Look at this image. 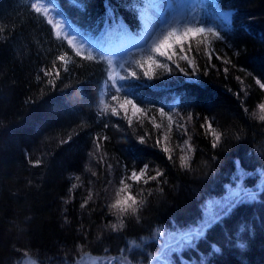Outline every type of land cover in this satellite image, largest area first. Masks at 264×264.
<instances>
[{
  "label": "trees",
  "instance_id": "obj_1",
  "mask_svg": "<svg viewBox=\"0 0 264 264\" xmlns=\"http://www.w3.org/2000/svg\"><path fill=\"white\" fill-rule=\"evenodd\" d=\"M248 2L249 17L233 18L231 30L245 37L238 35L240 54L229 66L208 73L185 68L172 86L152 82L154 75L134 80L128 98L141 111L128 116L118 108V115L101 112L104 60L76 55L47 16L31 7L33 0H0V264L27 258L74 264L83 254L122 252L140 263L138 251L165 248L154 241L163 239L159 232L201 227L205 234L177 253L176 264H264V182L250 177L264 170V88L256 81L264 83V0ZM56 3L90 38L110 21L117 32L141 35L143 0ZM65 53L66 65L57 59ZM49 69L52 75L45 76ZM144 70L135 71L142 76ZM172 91L180 98H171ZM113 93L106 96L109 104ZM213 132L220 135L216 147ZM186 135L193 157L182 166L165 149ZM104 154L118 167L148 165L156 177L135 181L127 173L124 183L139 200L135 213L114 216L115 178H121L107 169ZM238 185L256 190V199L232 204L207 223L203 205ZM187 216L193 222L184 224ZM143 241L146 249L136 247Z\"/></svg>",
  "mask_w": 264,
  "mask_h": 264
},
{
  "label": "rangeland",
  "instance_id": "obj_2",
  "mask_svg": "<svg viewBox=\"0 0 264 264\" xmlns=\"http://www.w3.org/2000/svg\"><path fill=\"white\" fill-rule=\"evenodd\" d=\"M34 3L37 0H33ZM144 5L139 7V12L141 15V37L137 40L129 41L125 36L121 35L118 43L115 44H105L104 46H100L99 43L82 34V32L78 31L76 28L72 26V24L60 13L57 15V3L54 5H49L44 3V0H40L41 3L44 4V7L48 9L47 14L42 10L41 12L47 16L49 20L52 21V25L55 28L56 34L59 33V37H62L66 40L73 39V44L76 48H79L82 55H86L89 48L92 46H98L103 48L105 51L103 55L105 59H112L114 63H124L128 61L130 63L126 64V67H130L131 70H137V66L135 61L140 60L141 63H144L143 57L146 55V49L150 47L152 41L146 40L145 38L158 30L160 34V38H163V35L167 34V30L175 27L177 30V34L180 35L183 33L184 25L189 21H203V26L206 28H213L220 33L222 39H216L211 34H205L207 39L205 43L198 44L197 41L201 37H196L195 39L189 38L186 42H184V52H180V45H174L175 51L177 55H173L172 60H167L166 57H160L156 53H151L153 57H155L160 63H166L171 71H167L164 68H157L155 65H152V69L150 71V76L154 75V79L151 81L159 85H169L175 83L181 77V68L187 69L188 72H194L198 70H205L207 73L210 70H219L220 67L229 66L231 57L233 55L237 56L240 54L238 45L236 40H238L239 36H244V33H236L231 30L233 25L234 18V9H227L226 7H218L217 0H143ZM222 14H227V21H225ZM67 26V28H66ZM245 30V35H249L251 32L247 28ZM66 31L71 32V36L66 38ZM245 37V36H244ZM175 39V38H173ZM189 44H191V51L188 50ZM83 45V47H81ZM111 46V47H110ZM123 53V55H121ZM94 55H99V52L93 49ZM181 55H186L187 59H180ZM203 58V61H201ZM191 60L192 63L189 64L188 61ZM214 60H217L218 63H215ZM203 62H205L203 64ZM176 64H179L180 67L177 68ZM226 65V66H225ZM145 68L148 70V64L144 63ZM205 66V68L203 67ZM203 69H202V68ZM227 70V69H225ZM157 72V73H156ZM156 73V75L154 74ZM189 74V73H188ZM259 85H264L263 81L258 77L256 79ZM264 88V87H263ZM109 91L112 93L114 90L108 86L105 82L102 88L103 99L106 104L110 107H119L120 103H123V100L119 101L111 100L110 104L106 96ZM101 94V96H102ZM101 100V98H100ZM137 106V105H136ZM102 107V105H101ZM138 107V106H137ZM140 109V107H138ZM128 116H133L135 114H139L140 111H135L132 108V105H125L124 109H121ZM261 110V108H260ZM264 116V111H262ZM262 114H259V116ZM189 136L186 135L185 139H188ZM185 156L186 150H183ZM185 165H187L185 163ZM146 178H141L140 180H144ZM117 189L119 190V195H117L116 199L121 200V208L124 207L123 201L127 198L129 194L133 196L132 191L127 187L125 188V183L121 184V181H126V175L122 176L121 180H117ZM137 181L136 179H133ZM150 180V179H149ZM124 188V191L121 189ZM241 191L239 186L231 187L228 190L227 194L218 198L215 197L204 204L202 209L206 212L207 221L214 220L217 216H219L225 208L229 206L232 199L234 198L233 194ZM145 194V193H144ZM134 197V196H133ZM136 200V204L132 205V207L137 208V204L139 200ZM115 203V201H114ZM128 203L131 204V200H128ZM116 218H121V216L127 215L129 212H132L130 209L128 211L122 212L120 208H115ZM118 225V223L116 224ZM123 227V224H122ZM197 228L195 231H197ZM188 232H183L179 230L178 232H159L160 236H162V240H158L157 238L154 241L159 242L165 248L159 249L157 252L147 253L146 255H142L140 251V263H135L134 261H130L131 257L125 255V252H122L117 257L114 255H109V253H103L101 255L95 256L93 254H83L81 255L74 264H144L143 261H147V264H176V256L177 253H181L184 249L188 248V243L182 242L181 237ZM141 242V241H140ZM150 243H153L150 241ZM147 242L143 241L142 243L136 245L141 249H146ZM162 246V247H163ZM134 249V248H132ZM134 251V250H132ZM138 258V257H137ZM128 259V260H127ZM133 260V259H132ZM179 260V259H178ZM136 261V260H135ZM16 264V261L13 263ZM18 264H40L36 259H25Z\"/></svg>",
  "mask_w": 264,
  "mask_h": 264
},
{
  "label": "snow or ice",
  "instance_id": "obj_3",
  "mask_svg": "<svg viewBox=\"0 0 264 264\" xmlns=\"http://www.w3.org/2000/svg\"><path fill=\"white\" fill-rule=\"evenodd\" d=\"M44 3L49 4V5H54L56 3V0H44ZM31 7L37 12L40 13L42 10L44 11L45 14H47L48 9L44 7V4L40 2V0H37L36 3H32ZM57 15H60L59 12H57ZM225 21H227V14H222ZM50 24L52 23L51 20L48 21ZM183 33L178 35L177 30L175 27L171 28L170 30H167V34L163 35V38H160V34L158 30L154 33L149 34L145 39L146 40H151L152 43L150 47H148L146 51V55L143 57L144 63L148 64V70H144L142 76L138 75V73L135 70H131L130 67H126V64L130 63L128 61H125L124 63H114L112 59H105L103 52L105 51L103 48L98 47V46H92L91 48L88 49L87 54L84 55L85 59L93 60V59H100L104 60L107 64L106 68V73H107V81L106 83L108 84L109 87H111L114 90L113 95L111 96V99L116 101L119 99L120 95L123 94V103L119 104V107L121 109H124L125 105H132V108L135 111H141L133 102L132 99H129L130 95V89L134 87L135 85L132 83L134 80H141L143 77H148L151 79L152 77L150 76V71L152 69V65H155L157 68H164L167 71H171V68L168 67L166 63L162 64L160 63L155 57L151 55V53H156L160 57H166L167 60H172L173 55H177L174 45H180V52H184V42H186L189 38L195 39L196 37H201L197 43H205L207 37L205 34H211L214 36L216 39H222V36L218 31H216L213 28H206L203 26V21H189L187 22L184 26ZM67 28V26H66ZM59 36V33H57ZM68 36H71V32L66 31V38ZM175 38V39H173ZM69 45H72L75 48V45L73 44V39H68L67 40ZM83 47V45H81ZM93 49L99 52V55H94L93 54ZM189 51H191V44H189ZM67 53L64 55H60L57 57L59 61H62L67 64V61L65 60V56ZM76 55H82L81 51L79 48H76ZM123 55V53H121ZM180 59H187L186 55H181ZM144 63H141L140 60L135 61V64L137 67L140 69H144ZM189 64L192 63L191 60L188 61ZM176 67L179 68L180 65L176 64ZM53 68L55 69V62H53ZM65 71L67 68L65 67ZM181 71L183 69L181 68ZM44 75L45 76H51L52 75V70H44ZM55 75L58 78L59 77V69H56ZM49 83H53V81H49ZM264 87V85H261ZM100 104L102 105L101 112L102 113H107L110 109L111 113L113 115H118L117 108L116 107H111L105 103L103 99V94L101 96ZM261 111H264V105L260 106ZM161 116H165L166 113L163 112V110H160ZM168 119L171 121V116H168ZM189 119L191 117L189 116ZM261 119H264V116H261ZM159 127V125H157ZM209 127H211L209 125ZM215 137V141L213 143V147H216V144L220 140V135L213 132L212 133ZM70 139V137H69ZM103 139H107V137H104ZM67 142V141H63ZM97 149L99 148V144H96ZM167 151V149H165ZM36 165L40 163V161H35L34 162ZM181 163L182 166H185L184 158H181ZM147 167V166H145ZM144 169L140 171V173H137L136 171H133L131 173L130 179H136L137 181L140 180L143 175H144ZM162 173L157 172L156 176H160ZM79 179V177H77ZM148 179H156V177H149ZM147 182V181H145ZM121 184H124V181H121ZM130 187V185H125V188ZM121 191H124V188L121 189ZM119 195V193H117ZM234 198L232 199L231 203L229 204V207L232 206V204H236L237 202L239 203H244L245 201H250V200H255L256 196L253 192H249L245 189H242L241 191L234 193L233 194ZM91 196H89V199ZM128 200H131V204L128 203ZM87 203V200L85 201V204ZM121 200L117 199L116 202L112 205L113 208H120L122 212L128 211L129 209L135 213L136 208L132 207V205H135L137 202L135 200V197L131 196L129 194L127 198L123 201L124 207L121 208ZM81 207H84V204L81 205ZM227 211V209H225ZM211 223V221H209ZM113 229H116V225H112ZM204 229L203 227L199 228L197 231L192 232L189 231L188 233L184 234L180 239L182 242L191 244L193 241H195L197 238L201 236L203 233Z\"/></svg>",
  "mask_w": 264,
  "mask_h": 264
},
{
  "label": "bare ground",
  "instance_id": "obj_4",
  "mask_svg": "<svg viewBox=\"0 0 264 264\" xmlns=\"http://www.w3.org/2000/svg\"><path fill=\"white\" fill-rule=\"evenodd\" d=\"M221 1H223L224 3H225V5H226V8L227 9H234V13H235V15L236 14H240L241 15V18L243 17L244 18V20H245V18H247V17H249L248 16V8H249V2H248V0H221ZM232 3V4H231ZM234 6V8H232ZM108 12H112L111 11V8L108 10ZM104 13H106V11H104ZM237 15V16H238ZM113 22V21H112ZM110 23H111V21H110ZM110 23L108 22V24L106 25V29H107V32L108 31H110V30H108V29H112L113 28V25L111 24L110 25ZM120 23V22H119ZM238 25H241L242 24V22L240 23V21H238V23H237ZM243 25V24H242ZM232 26H234V22H233V25ZM122 28H125V29H127V25L125 24V23H122ZM122 31H124V30H122ZM118 35V34H117ZM116 35V36H117ZM116 36L114 37V40H115V38H116ZM172 84V83H171ZM171 84H169V86H172ZM174 85V84H173ZM168 86V85H167ZM170 96H171V98H175V99H179L180 97H179V94L176 92V91H172L171 93H170ZM182 121V125L181 126H183L182 128H185V125H186V119L185 118H183V119H181ZM180 134V130H179V132H178V135ZM178 137V136H177ZM177 137H173L174 139H177ZM158 141H159V139H158ZM163 144H165L164 142H162ZM163 146H166V145H163ZM193 144L191 143V138L189 137L188 139H185V140H175L174 142H173V146H172V149L171 148H169V149H167V153L169 154V155H171V156H173L174 158H177V161L180 163V164H182L181 163V158H184V162L186 163L187 161L186 160H190V158L191 157H193V153H192V150H193ZM186 150L187 152H186V154H187V156H185V154H184V152H183V150ZM171 150H173V151H171ZM173 154V155H172ZM104 160H105V162H106V167H107V169L109 170V171H111V173L112 174H114L117 178H122V176H125V175H127V173H132L133 171H136L137 173H140V171L142 170V169H144L145 171H144V175H143V178H149V177H152V175L153 174H150V168H149V166L148 165H145V166H147V167H145V166H143L142 165V167H139V168H136V167H134V166H128V165H126V164H124V166L123 167H118V165L117 164H115V163H113V160H112V158H109L107 155H105L104 154ZM131 168V169H130ZM250 177H257L258 179H259V182L261 183V185L263 184V182H264V170H257L256 172H254L253 174H251L250 175ZM150 180H154V179H150ZM240 184V183H239ZM239 187H240V185H238ZM241 189V188H240ZM242 190V189H241ZM245 190H247V191H249V192H253V193H256V190H254V189H250V188H245ZM255 196H257L256 194H255ZM202 206V205H201ZM229 208V206L227 207V208H225V209H228ZM203 211H204V208H203ZM205 212V211H204ZM225 212V210L221 213V214H223ZM206 213V212H205ZM220 214V215H221ZM220 215L219 216H217L215 219H217V218H219L220 217ZM114 216H116V215H114ZM191 217L192 216H187L186 218H183V223L184 224H186V223H191V222H193V219H191ZM214 219V220H215ZM204 220H207V218L205 217L204 218ZM181 221V222H182ZM213 221V220H212ZM216 221V220H215ZM207 223H209V221H206ZM111 231H113V227H111ZM114 232V231H113ZM205 234V232H203L202 234H201V236H203ZM192 244V243H191ZM159 249L157 248L156 249V251L155 252H157ZM185 263V261H182V262H180L179 264H184Z\"/></svg>",
  "mask_w": 264,
  "mask_h": 264
}]
</instances>
